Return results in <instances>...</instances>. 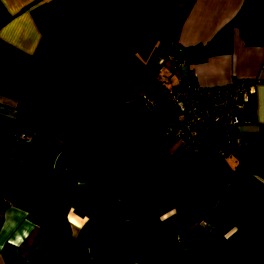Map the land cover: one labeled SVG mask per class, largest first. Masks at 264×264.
I'll list each match as a JSON object with an SVG mask.
<instances>
[{"label": "crops", "instance_id": "obj_1", "mask_svg": "<svg viewBox=\"0 0 264 264\" xmlns=\"http://www.w3.org/2000/svg\"><path fill=\"white\" fill-rule=\"evenodd\" d=\"M234 76L255 80V116L221 157L214 135L177 153L174 108L139 96ZM124 221L149 236L128 264H184L162 260L179 233L199 264H264V0H0V264L61 241L62 264H99L76 235Z\"/></svg>", "mask_w": 264, "mask_h": 264}, {"label": "built area", "instance_id": "obj_2", "mask_svg": "<svg viewBox=\"0 0 264 264\" xmlns=\"http://www.w3.org/2000/svg\"><path fill=\"white\" fill-rule=\"evenodd\" d=\"M170 69L177 70L184 66V61L170 57ZM188 76H195L194 67H186ZM255 80L235 76L227 82L213 86H200L183 83L167 91L163 97L171 103L175 116L161 131L173 136L177 153L192 150L203 152L202 137L208 129L216 127L220 131L221 147L211 151L214 157H221L237 148L239 126L252 123L255 116ZM143 107L148 110L153 105V98L144 92L139 93ZM26 138L24 134H16ZM203 224V223H201Z\"/></svg>", "mask_w": 264, "mask_h": 264}, {"label": "trees", "instance_id": "obj_3", "mask_svg": "<svg viewBox=\"0 0 264 264\" xmlns=\"http://www.w3.org/2000/svg\"><path fill=\"white\" fill-rule=\"evenodd\" d=\"M184 66V71L187 75V65L184 64ZM169 70V72H175L181 71V68L179 67L175 71H172L170 68ZM141 91L153 98V105L161 100V96L156 94L150 86ZM143 109L146 110L144 107ZM209 231L223 243L219 233L215 229H210ZM179 234L183 239L181 243L186 245L185 252L180 258L170 257V259H167L169 256L165 255L162 260L178 261L184 264H199L193 244L187 241L185 233ZM75 240L86 245L92 258L99 264H128L147 259L149 236L143 223L124 221L113 225L79 231ZM64 244L65 241H61L47 248L44 252L42 264H62Z\"/></svg>", "mask_w": 264, "mask_h": 264}, {"label": "rangeland", "instance_id": "obj_4", "mask_svg": "<svg viewBox=\"0 0 264 264\" xmlns=\"http://www.w3.org/2000/svg\"><path fill=\"white\" fill-rule=\"evenodd\" d=\"M170 63L168 62L167 63V67H165L166 69H167V72H168V70H169V68H170V65H169ZM173 74V77L176 75V73H172ZM161 101H163V105H165L166 103L168 104H170L171 105V103L169 102V101H164V98H161V100L159 101V102H161ZM165 105V106H168V105ZM208 136L207 137H202V140H205V141H211V137L214 135V137L212 138V139H214V140H216V141H219V138H220V132H219V130H217V128L216 127H212V128H209L208 129ZM177 244V246H179L180 245V243L178 244V243H176Z\"/></svg>", "mask_w": 264, "mask_h": 264}, {"label": "clouds", "instance_id": "obj_5", "mask_svg": "<svg viewBox=\"0 0 264 264\" xmlns=\"http://www.w3.org/2000/svg\"><path fill=\"white\" fill-rule=\"evenodd\" d=\"M87 218H85V220H86ZM78 227L80 226V225H77ZM18 240H19V238H17Z\"/></svg>", "mask_w": 264, "mask_h": 264}]
</instances>
